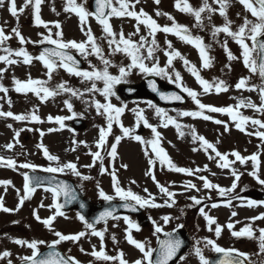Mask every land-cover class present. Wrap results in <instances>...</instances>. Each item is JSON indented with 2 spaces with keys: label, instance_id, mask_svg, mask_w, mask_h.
I'll list each match as a JSON object with an SVG mask.
<instances>
[{
  "label": "rangeland",
  "instance_id": "1",
  "mask_svg": "<svg viewBox=\"0 0 264 264\" xmlns=\"http://www.w3.org/2000/svg\"><path fill=\"white\" fill-rule=\"evenodd\" d=\"M81 2H86V0H77L78 4H81ZM24 3L25 0H16L17 9L23 7ZM130 3L134 5V9L132 10L139 13L142 9L161 26H171L173 21L168 19V15L173 17L176 23L187 26L192 36H199L202 38L204 45L207 46L209 56L213 58L211 67L204 68L199 52L193 45L185 43L174 34L158 31L155 33V39L159 47L154 51V59H145V63L148 66H152L153 63L158 62L159 67L166 68L168 76L156 75L157 77L167 83L177 85L176 82H174V78L175 72H179L182 77L183 86L196 91L199 94L198 99L201 103L214 107L231 106L234 111H238L242 116L264 121V113L246 106L238 109L236 108V105H238L241 100L245 102L251 100L259 106L261 103L260 88L264 87V85L258 74L251 73L244 66L241 56L242 50L231 37L226 36L224 33L218 34L215 38L213 37L212 25L221 26L224 23V18L219 15L218 11L212 14L211 23L207 19L208 13H202L204 17V26L201 28L196 26L195 18L191 14L181 12L177 9L176 0H159L158 4L155 0H139L138 3L136 0H130ZM188 3L194 8H199L202 6L203 0H188ZM208 3L211 4L213 8H219V5L214 3V0H208ZM66 4L67 0H42L40 5V17L48 25V27H44L43 25L35 24L33 6L31 4L24 8L22 13L18 12L17 19V17L11 15L9 11V2L5 0L4 5L0 6V27H2L5 34L11 38L5 41L3 45H0V56L6 55L3 48L7 47L13 51L23 48L29 55L35 58L41 53L38 50V46L43 43H39V41L45 36L51 35L53 39H62L64 42L73 40L76 42H86V33L90 28L92 35L96 39L97 45L102 49L104 57L110 61V66L108 68L109 73L113 76H119V67L123 66L127 68L131 63L130 57H127L122 52H113L115 45L110 47L108 43L112 38L108 37L103 31V26L98 23L94 15L87 17L82 30L80 18L75 13L66 12L64 10ZM113 5L118 7L116 0H113ZM83 6L86 10L91 12L89 6ZM157 12H160L161 15H157ZM163 13H167L168 15H163ZM227 15L233 22L232 29L234 31L243 23L244 16H248L249 19H254L251 17L250 13L245 11L243 5L239 3V0H230ZM57 22L60 24V28L55 27ZM109 23L112 26L113 32L116 33L115 38L117 41H119V34L121 32L126 39L130 38L136 43L140 42L141 36L146 37L149 42L152 39L149 35L150 30L144 24L138 25L137 20L132 17L112 16L109 19ZM137 27H139V32H137ZM13 28H18L21 35L25 38V41L30 42L21 44L19 38L13 34ZM57 32H62V37L57 36ZM225 41L227 42L228 50L237 57L236 59H228V54L224 47ZM168 42L171 43V49L168 47ZM248 43L251 44V41H248ZM219 46L221 47L219 48ZM147 47L148 45H145V47L141 49V53L145 57L147 56ZM173 49L178 50L192 65H195L203 79L210 83L223 80L228 90L216 93L213 88L210 92L204 93L201 85H199L195 77L187 70L183 60L180 58L174 59L171 67H166L167 56L165 52ZM70 50L84 57L86 63L84 71H92L93 68L102 70L104 68L102 61L97 55L87 53L81 54L76 49ZM88 51L89 53L91 52L90 46ZM10 58L18 62L12 65H8L4 62L0 64V69L4 70L0 73V84L8 89L7 93L0 92V111H11L14 115L24 114L29 118L18 121L12 117L0 116V157L5 159L10 158L14 160L17 165L16 168L0 166V181H10L8 185L0 184V197H3L4 207L13 210L10 212L0 210V254L5 251L11 253L10 256L0 258V264H8L9 260L11 264H17L22 261L23 257L31 255V249L26 245L14 243L15 240L20 239L29 242L32 240H43L45 244L39 245V248L43 249L51 244L52 241L58 239L54 234L56 231L65 235H74L80 232L86 233L79 241H62L58 245L80 263L118 264V259L113 261L97 260L90 254L94 247L95 250L99 251L101 244H103V249L109 256L118 257L122 252L123 258L126 261H131L132 264H134V261L142 259L143 254L135 248L134 245L128 243L126 239L129 225L125 222L124 217L113 219L95 228L97 231H104V239L101 241L99 237L91 235L92 230L86 228L85 223L79 219V214L76 212H63V216L56 215L51 225V230L49 227H46L42 221L53 216L56 209L54 207L52 192L46 191L44 188L35 189V191L24 200L19 210H16L21 197L25 195L24 173L27 171L45 172L43 171L45 168L62 166L69 162L77 165V170L81 173L80 176L74 175L69 169L54 174L73 179L82 188L83 192L94 200H104L99 195L101 189L106 195L112 196L113 200L120 199L116 196L113 188L111 176L113 171H115L120 186L125 190L130 189L133 193L144 198H148L151 191H157L159 188L157 182L159 185H164L161 179H159L160 175H167V171H160L162 170L161 167L164 165L160 163V160L156 159L151 144L141 143L134 138L135 136H140L145 142L152 141L155 138L152 129L146 127L143 121L137 124L136 113L141 111L148 124L156 127L157 131L160 133V147H162L166 153L173 149L172 155H180L186 158L193 157L194 159H191L193 165L201 164L199 171L196 173L208 174L212 183L219 185L220 188L230 189L232 187L231 183L221 184L223 180L226 182L232 180L228 175H224V173H231L232 175L231 166L229 168L219 167L218 163H222L219 157H216L211 149L205 150V147L200 141L193 140V129L198 136H203L207 141L212 143L220 153L227 154L229 160L235 162L236 166H234L233 170H235L241 178H239L238 181L234 180L236 188L226 193L228 195L234 194L232 205L227 209H223L205 204L204 208L207 206H210V208L204 211L209 216L213 217L218 225L222 223L223 219H225V222H228L230 218L229 222L236 226L235 231L243 229L246 227L245 225H257L255 227L256 232L251 238H240L237 239V242L234 240L231 242L223 237L221 239L222 244L229 245L237 243L242 245V247L245 246L253 257H257L253 246L257 244L260 245L259 236L260 230L264 229V218H253L260 217L264 214V207L249 206L243 192L250 189L251 186L255 184L259 189H264V184H260L254 176L249 174L254 170L251 160L241 164L239 161L235 160V157L232 156L231 153L239 152L245 157L258 154L259 170L257 174L260 179H264V141L254 134L256 131H264V129H259L258 126H253L249 122L245 125V131H241L237 129L236 121H233L228 114L209 112L206 109L203 110V114L210 116L212 119L205 120L202 117L180 115L182 112L201 111L195 101L188 96L186 92L184 93L188 96L187 104L174 108L159 106L151 98L123 100L119 96V83L114 86L113 91L115 95L109 97V100L116 107H124V112L119 118L120 123L113 122L111 133L107 136V142L104 147L98 149L96 145L99 140L100 128H107V118L106 115L97 113L93 101H100L101 103H106L108 101H106L99 92L86 91L87 88L91 87L92 82L83 81L81 77L69 74L62 67H58L52 73L53 77L49 79L47 69L41 61L33 59L31 64H24L22 57L13 55ZM204 71L210 73L207 75ZM148 75L149 74L142 73L138 68H132L128 75L122 79V82L140 84L142 79ZM29 77L33 80L46 82L45 86L49 89H56L57 85L65 83L66 86L82 92L83 96L77 97L72 96L71 93L68 92H60L54 97L41 100L40 97L32 92L21 93L15 91L13 78L27 81ZM169 77L172 79L170 80ZM241 78H247V87L237 89L236 84ZM96 84L98 88H103L102 81H96ZM249 88L254 90L250 91L248 90ZM41 95H43V93ZM65 101L72 104L71 110L68 109ZM149 102L155 107H150ZM156 109H162L164 113L167 114V117L175 119L177 123L181 125L179 131L175 125L172 124L164 127L163 119L161 116L157 115ZM33 111L40 117V122H35L30 119ZM49 117H52V119L49 120ZM56 117L66 118L62 121L63 126L56 121ZM74 118H82L84 120L85 125L82 129L78 131L73 130L72 120ZM216 120H220L222 123L217 124L215 123ZM121 124L123 127L130 129L129 136H124L120 126ZM141 125H143V128L140 127ZM226 127L227 130H225ZM171 130L173 131L174 137L172 143L175 144L172 148L166 144L167 133L171 132ZM1 131L3 134H1ZM17 132H19L18 137L16 136ZM180 132L184 133L183 138ZM41 133H43V135H41ZM118 136L121 137V139L117 145V155L113 159L108 153L110 151V146L116 143V137ZM9 143L13 144L11 149L6 147ZM41 144L48 150L50 155L58 157L59 161L48 160L44 155L43 148L38 147ZM96 151H100L102 159L96 160L95 163H93L92 153ZM150 159L154 161L153 164L149 163ZM178 160L182 161V158ZM24 163H31L38 167L35 170L19 167V165ZM88 165L92 166L88 167ZM153 166H155L156 172ZM102 168L106 169V171L102 172ZM151 175L157 176L154 183H150ZM245 175H248L251 179L248 177L244 179ZM84 176L90 177V179L85 180L82 178ZM181 183V181H176L170 186L171 190L169 191L175 193L174 197L182 196L181 191H186L182 189ZM198 184L200 188L195 191V194H193L189 188L188 190L190 195L200 200L210 193L216 194L215 192H218L216 189H205L201 182H198ZM243 184L247 188L241 191V185ZM145 189H147V191H145ZM153 197L158 198L157 204L162 206L158 207L156 210H152L150 207L148 212L155 213L156 217L160 218L156 219V224L165 228L172 220L170 219V221L165 224L161 215L163 214L162 212L167 213L166 211L169 208V206L165 204V201L167 200L171 203V200L161 191L156 192ZM172 206L176 207V203L172 204ZM178 207H181V205H178ZM233 212L236 213L235 216L232 215ZM37 215L40 217V220L36 219ZM127 217L135 223L132 217ZM201 217L203 218V216ZM194 223L195 221H192V224ZM219 226L222 228V225ZM214 228H216V225H214ZM130 232L134 239L144 242L147 247H150L147 238V236H149L148 231L138 232L135 228H132ZM113 237H115V240ZM113 244L118 245V248H114ZM221 247H224V245H221ZM81 249H83V251H81ZM193 257H196L194 250L189 253L186 261L182 264H197V260H193Z\"/></svg>",
  "mask_w": 264,
  "mask_h": 264
},
{
  "label": "snow or ice",
  "instance_id": "2",
  "mask_svg": "<svg viewBox=\"0 0 264 264\" xmlns=\"http://www.w3.org/2000/svg\"><path fill=\"white\" fill-rule=\"evenodd\" d=\"M9 2V11L12 16L17 17L18 19V12H23L24 8L28 7L29 4L33 6V12H34V19L36 25H43L44 27H48L47 23L44 22L40 17V5L42 3V0H25L24 6L20 9H17L16 6V0H8ZM138 3L139 0H136ZM155 2L158 4L159 0H155ZM5 3V0H0V6H3ZM214 3L219 5V8H213L211 4L208 3V0H203L202 6L199 8H194L191 4L188 3V0H176V7L179 11L189 13L191 14L196 21L197 27H203V21L204 17L202 16V13L207 12L208 16L207 19L211 23V17L212 14L217 12L221 17L224 18V23L221 26L212 25V35L215 38L218 34L224 33L226 36L231 37L235 43H237L240 47L241 56L243 60L244 66L253 74H259V76L264 80V0H239V3L243 5L245 11L247 13H250L251 17L254 19H249L248 16L243 17V23L238 26V28L234 31L232 29L233 22L228 18L227 10L230 6V0H214ZM117 6L113 5V0H96V12L92 13L85 9V7L81 4L77 3V0H67V4L65 6L66 12H72L75 13L81 21L82 30H83V24L85 23L86 19L90 15H95L97 21L99 24L103 26V31L107 34L108 37H111L108 41L109 46L115 45V48L113 49V52H122L127 57H130L131 63L127 66V68L121 66L119 67V76H113L109 73L108 68L110 66V61L106 59L103 55L102 49L97 45L95 37L91 33V29L89 28L86 35H87V41L86 42H76V41H67L64 42L62 39H53L51 35L45 36L39 43H47L50 45H55V48L49 49L45 48L39 56L32 57L28 54V52L20 48L19 50L13 51L10 48H3V51L6 53V55L0 56V61L12 65L16 64L18 61L11 59L13 55L16 57H22L24 64H31L33 59H37L41 61L44 65V67L47 69V75L49 79H51L52 73L58 68L62 67L71 75H75L78 77H81L83 81H91V87L87 88V92H99L106 101V103H101L100 101H93L94 106L97 110L98 114L106 115L107 118V128H100V134H99V140L97 142V148H103L106 144L107 136L111 133L113 122L120 123V116L124 112V107H116L113 105L109 97L115 95L113 88L116 84H119L122 82V79L126 77L129 73V71L132 68H138L142 73H146L149 75H163L168 76V72L166 71V68L159 67L158 62L153 63L152 66H148L145 63V59H154V51L159 47L157 44V41L155 39V33L160 31L164 33H171L179 37L182 41L185 43L193 45L199 52L200 59L202 61V66L204 68H209L212 65V58L209 56L207 46L204 45L203 40L199 36H192L189 29L185 25H180L175 22L174 18L168 15L167 13H163V15H168V19L173 21L171 26L165 25L161 26L156 23L154 19H152L147 13H145L142 9L140 12H136L134 9V5L130 3V0H116ZM105 9H110V11L105 12ZM157 15H161L160 12H157ZM239 15V14H238ZM112 16L116 17H123V16H129L137 20V24H144L150 31L149 35L152 37L151 41L149 42L146 37L141 36L140 42L136 43L133 42L130 38L126 39L121 32L119 34V41L116 40V33L113 32L112 26L109 23V19ZM56 28H60V24L57 22L55 24ZM13 34L19 38V41L21 44H24L26 42L25 38L21 35L18 28L12 29ZM137 32H139V27H137ZM57 36L62 37V32H57ZM11 37L6 35L4 32V29L0 27V45H3L5 41L9 40ZM248 41H251V44L248 43ZM122 45V47H121ZM145 45H148L147 47V56H143L141 53V49L145 47ZM89 46L91 48V52L89 53L88 49ZM169 49L172 48L171 43L168 42ZM225 50L228 54V59L233 60L236 59L232 52L228 50L227 48V42L224 43ZM68 49H76L81 54H95L97 55L100 60L102 61L104 68L102 70H97L93 68L92 71H82L80 70L76 64V60L72 55H70L66 50ZM165 55L167 56V66L171 67L173 64V60L176 58H180L183 60L184 65L186 66L187 70L195 77L196 81L201 85L203 92L208 93L213 88L215 89L216 93H220L223 91H227L228 87L225 84L223 80L217 81L215 83H210L209 81L202 78L200 75V72L196 68L195 65H192L189 60H187L185 57L182 56V54L178 50H171L166 51ZM54 58H58L54 59ZM4 70L0 69V73H2ZM171 80L172 78L169 77ZM96 81H102L103 82V88H98ZM174 82H176L177 87H181L183 92H186L188 96H190L195 103L198 105L199 109L201 111L196 112H182L180 115L184 116H192V117H202L205 120L212 119L210 116L204 115L203 110H207L209 112H218V113H226L229 116H231L233 121H236V127L237 129L241 131H245V125H247L249 122L253 126H258L259 129H264V121L260 119H252L247 116H242L239 114L238 111H234L233 107H214L211 105H205L200 102L198 99V93L194 91L191 88L185 87L182 84V77L179 72H175V78ZM13 83L15 85V91L21 92V93H27L32 92L36 94L38 97L41 98V100H46L49 97H54L58 95L60 92H68L71 93L72 96L81 97L83 96V93L79 90L73 89L71 87L66 86L65 83H61L57 85L56 89H49L45 86L46 82L39 81V80H33L31 77L28 78L27 81H21L19 79L13 78ZM247 87V78H241L239 82L236 84L237 89L246 88ZM152 88L155 91V84H152ZM248 90H254L252 88H249ZM0 92L7 93L8 89L5 88L2 84H0ZM43 93V95H41ZM162 99H174V100H181L182 97L180 95L172 94L171 97H166L163 94H161ZM260 105H256L251 100H248L247 102L241 100V102L236 105V108H240L243 106L255 109L258 112L264 113V87L260 88ZM67 107L69 110L72 109V104L68 101H65ZM150 107H155L154 105L149 102ZM156 113L158 116H161L163 119V126L167 127L169 124L175 125L177 130L181 128V125L177 123L175 119L172 117H167V114L164 113L162 109H156ZM137 124H139L141 121H143L144 125L146 127H149L152 129V132L154 134V139L149 142H145L142 140L140 136H135L134 138L137 141H140L141 143H150L152 151L155 153L156 157L159 158L160 163L162 165H167L169 170H173L176 172L186 173V174H193L191 169L187 168H181L176 166L168 157L167 153L164 151L162 147H160V133L157 131L156 127L148 124L147 120L141 112H137ZM0 116L3 117H12L15 120L23 121L28 119L29 117L21 114V115H14L11 111L9 112H3L0 111ZM30 119L35 122H40V117L35 114V111L30 116ZM52 117H49V120H51ZM58 123H61V126H63L62 121L66 119L65 117H56L55 118ZM215 123L220 124L222 121L216 120ZM121 129L124 134V136L130 135V129L123 127L121 124ZM10 127V125H9ZM227 130V127L226 129ZM51 131V130H50ZM251 134V133H250ZM257 137H259L262 141H264V131H256L254 133ZM43 135V133H41ZM180 135L183 136L184 133L180 132ZM16 136H19V132L16 133ZM193 140L200 141L201 144L205 147V150L211 149L212 152L215 153L216 157H219V160L222 161V163H218V166L221 168H229L234 161H230L227 154L220 153L216 147L207 141L203 136H198L195 133V130L192 131ZM121 137H116V143H113L110 146V151L108 153L109 156H111L113 159L117 155V145L120 142ZM8 149H11L13 147V144L9 143L6 145ZM38 147L43 148L44 155L47 157L50 161H59V158L53 155H50L48 153V150L44 148V146L41 144ZM147 154V153H146ZM232 156L235 157L236 161H239L241 164L246 163L247 161L251 160L253 162L254 170L249 173L250 175L254 176L257 181L260 184H264V179H260L259 175L257 174L259 170V156L258 154H253L251 156H242L239 152H233L231 153ZM93 156V163H95L96 160H100L101 153L100 151H96L92 153ZM211 158V157H210ZM150 164H153V160H149ZM0 166H7L10 168H16V162L12 159H5L3 157H0ZM92 165H88V167H91ZM21 168L26 169H32L35 170L38 166L31 164V163H24L19 165ZM126 167V166H124ZM65 169L71 170V172L74 175L80 176L81 173L77 170V165L75 163H66L62 166L57 167H48L43 169L45 172L49 173H57V172H64ZM102 172L106 171V169L102 168ZM199 171V169L197 170ZM150 174V173H146ZM232 175L235 177V180H239V175L235 170L232 171ZM112 181H113V188L115 190L116 196H118L122 201H125L124 207L130 208L131 210H136V205L143 208L145 206L147 207H161L162 205L156 204L154 202V197H151V194H149L148 198L141 197L138 194L133 193L130 189L125 190L122 188L119 184V180L115 174V171L111 173ZM83 179L87 180L90 179V177L84 176ZM155 180V176L152 177ZM201 180L204 181V188L205 189H216L220 193L221 196L225 195L227 192H230L236 188L235 181L232 184V187L230 189H224L220 188L219 185L212 184L206 177L201 176ZM24 193L25 195L21 197L19 205L17 206L16 210H19V207L23 205L24 200L29 197V195L35 191V187H33V178L30 177L27 173L24 174ZM10 181H0V184L8 185ZM42 183V182H37ZM52 183L51 181L49 182ZM158 187L160 188V191L167 195L169 197V200H171V203L169 201H165V204L167 206L171 207L172 204L175 203V200L173 197L175 196V193L170 192L166 187L159 185L157 182ZM189 188H196L195 184L189 183L187 185ZM46 191H51L53 194L54 199V207L56 209V212L53 216L44 219L42 223L49 227L51 230V225L53 221L56 218V215L63 216L64 213L61 211V209L64 207V204H61L58 202V199L61 195H63L65 203H69L72 200L76 199V195L74 191L70 188L69 185L64 183H57L54 186H51L46 189ZM147 191V189H145ZM99 195L101 198H103L106 201H111L113 199L112 196H108L105 194V192L101 189L99 192ZM194 201L195 204H200L201 200L197 199L196 197H190ZM134 202V204L129 203ZM230 203V202H229ZM256 201H250L249 206L255 205ZM43 206V205H41ZM217 205L213 204L212 207H216ZM83 207V205H81ZM0 210L4 212H10L13 211L12 209L4 207L3 204V197H0ZM200 214L204 216L205 220L207 221L208 225L211 226L216 223L215 219L211 216H209L207 213H205L204 208H200ZM35 214V213H34ZM233 216L236 215L235 212L232 213ZM108 218L112 219H119V217H116L113 215L112 210H106L103 213L100 214V216L96 219L95 223H100L101 221L107 222ZM264 218V214H262L260 217H255L253 219H262ZM37 220H40V217L36 216ZM79 219L85 223V226L87 229H91V235L97 236L103 241L104 239V231H97L94 227L93 223H89L87 220H85V217L83 215L79 216ZM125 222L129 225L128 234L126 236V239L128 243L132 244L137 248L142 254V259H138L134 261V264H169V261L173 259V257L176 256V253L180 250L182 241L179 240L174 236L173 233H164V235L167 237V239L158 241L159 243V249H152L150 247H147L144 242L137 241L133 238L131 235L130 229L135 228L136 230H139V225L133 223L131 220L128 219V217H124ZM165 224H167L170 221V217L164 216L162 217ZM154 225V231L155 233H161L163 231V228L156 224L155 221H153ZM178 227H183V225H179ZM229 229L233 227V225H228ZM209 230L211 231V227H209ZM106 231V229H105ZM175 231V230H174ZM222 231L221 226L217 225L215 228V233L217 237H219L220 233ZM55 236L58 237V239L51 242V244L48 245L50 249H55L56 245H59L62 241H79L81 237L85 236V232H80L74 235H65L62 234L59 231H56ZM232 235L235 237H253V230L249 227H245L244 229L240 231H233ZM115 240V237H113ZM259 242H260V251L264 253V229L260 230V236H259ZM14 243L19 245H26L29 249H31V255L25 256L22 258L23 264H80L78 260H76L72 256H63L57 251H49L46 255H42L40 252L39 245L45 244V241L43 240H32V241H26V240H20L17 239L14 241ZM199 241H197V245H199ZM211 246V249L216 253H222L223 259L219 260L217 264H246V261H248V254L239 252L236 249H224L216 244L215 241L211 239H207L205 241V247ZM83 251V249H81ZM156 252V259L153 260V253ZM93 257H95L97 260H103V261H113V260H119V264H128V261H126L123 258V253L121 252L118 257L109 256L105 253L103 249V244H101V248L99 251L95 250V247L93 248V251L90 253ZM194 254L199 258L200 264H211L209 259H207L202 249L197 246L194 249ZM11 253L8 251L3 252L0 254V258L10 256ZM8 264H11V261H8Z\"/></svg>",
  "mask_w": 264,
  "mask_h": 264
},
{
  "label": "water",
  "instance_id": "3",
  "mask_svg": "<svg viewBox=\"0 0 264 264\" xmlns=\"http://www.w3.org/2000/svg\"><path fill=\"white\" fill-rule=\"evenodd\" d=\"M94 8L96 9V0L94 1ZM106 12V9H105ZM264 39V38H262ZM45 48L53 49L51 46L42 47L44 50ZM69 53V52H68ZM70 54V53H69ZM74 57L77 64L76 66L78 68L82 67L81 61L73 54H70ZM152 84H155L156 90L154 91L152 88ZM125 93L127 96H133L138 95L140 93H150L154 96H156L161 103L163 104H180L184 103L186 101L185 97L176 89L172 88H165L163 87L155 78H147L144 81V84L142 87H131V86H125ZM161 94H163L166 97H171L172 94L180 95L182 97L181 100H174V99H162ZM83 122L78 120L76 121V125L80 126ZM30 177L33 178V186H41V185H48V186H54L57 183H64L70 186V188L74 191L76 195V199L72 200L69 203H65L64 197L62 195V201L61 204H64L63 210H70V209H77L82 215H84L88 220H90L91 223L94 225L98 224L95 223L96 219L100 216L101 213H103L106 210H112L113 215L117 213H128L133 212L130 208H125L123 203L115 204V203H106V204H93L89 199L85 198L81 191L75 186V184L67 179L63 178H57L50 175H42V174H35L30 173ZM42 183H37V182ZM52 182L51 184L49 182ZM264 196V195H263ZM83 205V207H81ZM103 222V221H101ZM49 251H57L61 255L65 256L59 249H50L48 248L46 251L42 252V255H46ZM66 257V256H65ZM223 254L218 253L214 258L210 260L211 264H217V262L221 259H223Z\"/></svg>",
  "mask_w": 264,
  "mask_h": 264
}]
</instances>
